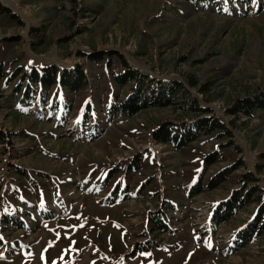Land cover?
<instances>
[{
    "label": "rangeland",
    "instance_id": "1",
    "mask_svg": "<svg viewBox=\"0 0 264 264\" xmlns=\"http://www.w3.org/2000/svg\"><path fill=\"white\" fill-rule=\"evenodd\" d=\"M9 1L17 9L0 0L9 11L0 16V264H264V234L244 247L237 238L255 205L210 222L233 191L252 186L246 175L264 193V108L229 113L264 93V0H214L209 10L186 0ZM92 53L105 55L93 63ZM119 58L185 95L112 115L133 86L116 84ZM51 65L81 67L87 85L53 88L42 101L32 86L21 105L23 76ZM200 118L223 127L180 150L152 139L159 124Z\"/></svg>",
    "mask_w": 264,
    "mask_h": 264
},
{
    "label": "trees",
    "instance_id": "2",
    "mask_svg": "<svg viewBox=\"0 0 264 264\" xmlns=\"http://www.w3.org/2000/svg\"><path fill=\"white\" fill-rule=\"evenodd\" d=\"M191 6H204L205 9H211L209 5L214 3V0H186ZM247 5L249 0H244ZM259 11V10H258ZM9 16V11L0 4V16ZM14 19L13 16H10ZM104 53H92L87 55V59L93 63L101 62ZM113 56V54L108 55ZM121 62L122 72L117 74L114 79L116 84L123 87L127 83H132V94L128 98L118 104V108L112 106L110 113L113 115L117 109L119 114L130 117L139 113L149 107H168L173 104V101L179 100L185 95V89L179 86L177 82H171L164 85L162 82L149 78L147 75L139 74L134 70H131L126 63L119 58ZM110 61L108 60L106 65L110 67ZM2 64L0 63V80L4 77L1 70ZM18 73L15 71L12 76ZM23 79H27V87L24 91V100L21 105H26L31 99V92H33L32 86H37L40 89V101H42V94L55 88L65 89L69 93H76L87 85V77L83 69L79 66H75L71 70H58L55 66H46L41 70L31 69L29 73L23 76ZM9 80V78H8ZM6 80V82L8 81ZM191 85H195L193 82ZM180 87V89H179ZM201 91L203 88L200 89ZM262 99H241L237 100L232 110L229 113L234 114L237 111L242 112L246 116L250 117L252 112L257 109L264 108V93ZM189 109L198 114H205L209 110L200 111L197 110L191 104ZM222 124L211 120L210 118H200L192 122L190 126L184 123L172 125L169 123L159 124L158 127L152 131V139L155 143L171 146L175 150H180L186 147L188 144L195 142L200 135H210L213 132L222 129ZM1 137V134H0ZM1 140V139H0ZM264 158V154L262 155ZM215 154H208L204 157V164L211 165L215 162ZM231 171L224 170L217 175L213 176L208 184L206 190H212L219 184L226 180V177ZM247 182L252 183V186L247 187L243 185L240 189L231 193L229 198L224 202L217 205L212 212L210 222L213 227H218L228 222L237 211L255 205L256 213L253 220L247 225L243 233H238L240 247H244L252 243L255 238L264 234V193L261 192L256 185V180L249 175H246ZM200 183L196 182L189 190L188 195L195 196L199 194ZM54 216H51V218ZM158 229V228H156Z\"/></svg>",
    "mask_w": 264,
    "mask_h": 264
},
{
    "label": "bare ground",
    "instance_id": "3",
    "mask_svg": "<svg viewBox=\"0 0 264 264\" xmlns=\"http://www.w3.org/2000/svg\"><path fill=\"white\" fill-rule=\"evenodd\" d=\"M1 2L3 3V5H5V6H8V7H10V8H15V9H17L15 6H13L12 4H11V1H9V0H1Z\"/></svg>",
    "mask_w": 264,
    "mask_h": 264
}]
</instances>
